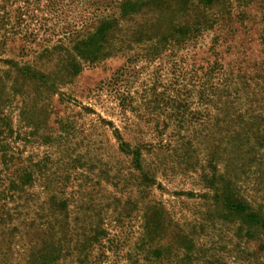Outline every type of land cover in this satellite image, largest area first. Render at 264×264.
I'll list each match as a JSON object with an SVG mask.
<instances>
[{"label": "trees", "instance_id": "trees-1", "mask_svg": "<svg viewBox=\"0 0 264 264\" xmlns=\"http://www.w3.org/2000/svg\"><path fill=\"white\" fill-rule=\"evenodd\" d=\"M91 3L93 11L86 27H76L53 45H38L39 53L32 60L40 61L41 66L50 65L49 71H40L29 62L0 59V264H103L107 261L106 248L115 253L107 247L115 246V240L109 237L105 218L91 219L81 203L75 206L49 181L38 186L37 197L30 191L42 176L43 161L29 166L14 158L13 121L7 108L15 103L18 118L25 122L28 105H36L33 100L40 99L42 93L54 94L85 66L119 56L125 57L126 63L140 55L155 59L167 52L195 48L206 34L211 36L207 53L216 58L206 62L202 70L199 99L206 112L203 138L212 141L217 137L218 142L211 147L220 149L221 154L216 160L208 154V169L200 166L202 193H187L186 197L207 200L218 219L234 225L239 241L264 238V0ZM246 21L257 27L261 47V61L250 68V73L226 68L217 59L218 48L236 36L231 24ZM127 69L118 70L114 85L121 82ZM118 108L123 116L131 112L126 98L120 100ZM104 125L109 127L118 151L140 175L138 199L133 205H124L129 211L138 208L140 219V230L124 262L196 264L200 253L197 255L198 241L191 231L174 221L162 203L145 197L151 188L160 186L156 170L144 166L145 148L124 141L111 123ZM247 167L253 170L251 194L242 191L239 181ZM121 219L116 213L113 221Z\"/></svg>", "mask_w": 264, "mask_h": 264}, {"label": "rangeland", "instance_id": "rangeland-1", "mask_svg": "<svg viewBox=\"0 0 264 264\" xmlns=\"http://www.w3.org/2000/svg\"><path fill=\"white\" fill-rule=\"evenodd\" d=\"M92 11L91 0H0V59L29 62L40 71H49L50 65L32 60L39 53L38 45H53L76 27H86ZM231 26L236 36L218 48L217 59L226 68L250 73L261 61L257 27L248 21ZM210 39L206 34L195 48L155 59L140 55L126 63L119 56L85 66L54 94L42 93L33 100L36 105L27 104L25 122L18 118L15 103L7 108L13 121L14 158L29 166L43 161V178L30 191L37 197L38 186L49 181L75 206L81 203L91 219L105 218L109 237L115 240V246L107 247L115 253L106 248L103 264H126L123 257L140 230L138 208H124L138 199L140 175L118 151L106 122L118 129L124 141L145 148L144 166L156 170L160 185L145 197L162 203L174 221L191 231L200 253L196 264H264V238L239 241L234 225L218 219L207 200L186 197L202 193L200 166L208 169V154L213 160L221 154L211 147L217 137L203 138L206 112L199 99L202 70L216 58L207 53ZM124 66L127 71L114 85L115 74ZM122 98L131 107L126 116L118 108ZM244 172L239 176L242 191L251 194L253 170L247 167ZM116 213L122 219L114 222Z\"/></svg>", "mask_w": 264, "mask_h": 264}]
</instances>
